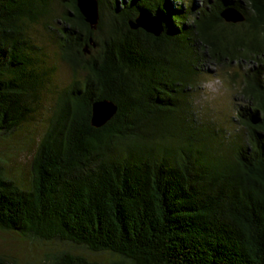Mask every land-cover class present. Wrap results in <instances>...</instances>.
<instances>
[{
    "label": "trees",
    "instance_id": "16d2710c",
    "mask_svg": "<svg viewBox=\"0 0 264 264\" xmlns=\"http://www.w3.org/2000/svg\"><path fill=\"white\" fill-rule=\"evenodd\" d=\"M98 1L93 29L78 0H0V138L28 128L55 87L35 25L72 73L29 177L18 182L0 158V230L109 255L62 249L38 264H264V0ZM228 7L245 19L226 21ZM143 8L160 35L131 27ZM208 59L256 63L231 140L193 109L188 88ZM106 99L117 112L95 127L93 104Z\"/></svg>",
    "mask_w": 264,
    "mask_h": 264
},
{
    "label": "rangeland",
    "instance_id": "374dc122",
    "mask_svg": "<svg viewBox=\"0 0 264 264\" xmlns=\"http://www.w3.org/2000/svg\"><path fill=\"white\" fill-rule=\"evenodd\" d=\"M122 1V0H120ZM174 5H178L177 0H170ZM191 2V0H189ZM192 3L197 7L201 6L203 0H192ZM53 8L56 9L55 13L59 14L65 7L63 4L53 2ZM61 26V24H60ZM35 42L40 47H46L49 55L48 58L52 64L56 67L55 74L53 76V83L55 85L53 89L48 88L42 95V103L40 104V110L35 116V121L28 127L24 128L21 133L16 134L13 137L1 139L0 138V158L4 162V166L16 180L25 181V178L29 177L30 164L33 153L36 149L37 143L43 134L47 121L50 117V106L55 99V91L67 85L71 81L70 67L64 63L62 59L54 56L59 52L58 46L53 39L50 38L41 24L35 25V29L32 30ZM96 52V51H94ZM211 59L200 61L199 75L192 90L193 94L197 91L198 82L205 78L206 75H215L209 65H214L224 81L225 86L229 89V92L233 95L225 97L221 102L202 108L197 114L205 121L215 123H205L202 126H206L207 129L213 127L221 128L224 131L223 134L227 139L231 140L237 133L243 132L242 126L238 123V108L241 105L236 99L235 94H241V90L244 86L245 74L248 72L251 66L256 65L252 61L235 60L224 64H219L217 61ZM264 62V59H263ZM54 92V93H53ZM242 95V94H241ZM194 96V95H193ZM243 96V95H242ZM248 101V100H247ZM204 122V121H203ZM67 249L77 253L89 254L92 257L106 260L109 255H96L91 254L89 251L81 246H70L61 243H44L41 241H33L21 237L20 235L0 230V254L5 255L8 258L16 259L21 264H38L49 260V254L56 251Z\"/></svg>",
    "mask_w": 264,
    "mask_h": 264
},
{
    "label": "water",
    "instance_id": "95a60500",
    "mask_svg": "<svg viewBox=\"0 0 264 264\" xmlns=\"http://www.w3.org/2000/svg\"><path fill=\"white\" fill-rule=\"evenodd\" d=\"M79 8L84 15L86 21L93 29L97 28L100 18L99 1L98 0H78ZM223 18L228 22H240L245 16L236 8L228 7L222 11ZM133 29L143 28L149 33L160 35L163 31L161 20L151 15L145 8L141 9L140 14L135 20H130ZM91 43H93L91 39ZM88 47L85 50L88 51ZM117 105L109 100L96 101L93 104L92 124L95 127H101L109 122L117 112Z\"/></svg>",
    "mask_w": 264,
    "mask_h": 264
},
{
    "label": "clouds",
    "instance_id": "9594fccd",
    "mask_svg": "<svg viewBox=\"0 0 264 264\" xmlns=\"http://www.w3.org/2000/svg\"><path fill=\"white\" fill-rule=\"evenodd\" d=\"M215 75H206L197 84V91L192 98L193 109L197 113L204 107L213 106L221 102L225 97L233 94L225 86L224 81L221 79L217 68L214 65H209ZM235 99L241 104L246 106L248 98L241 94H235Z\"/></svg>",
    "mask_w": 264,
    "mask_h": 264
}]
</instances>
